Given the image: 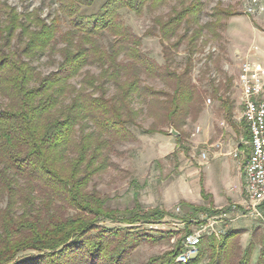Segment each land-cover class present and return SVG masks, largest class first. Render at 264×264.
<instances>
[{"label": "trees", "instance_id": "16d2710c", "mask_svg": "<svg viewBox=\"0 0 264 264\" xmlns=\"http://www.w3.org/2000/svg\"><path fill=\"white\" fill-rule=\"evenodd\" d=\"M170 1L105 0L94 10L96 0H58V12L47 20L38 8L19 12L0 0V264H131L139 247L172 238L170 249L141 264H181L176 259L190 229L151 232L143 227L164 211H145L137 199L132 209H113L89 188L116 167V145L137 139L131 129L138 126L135 99L154 120L146 133L166 134L168 126L179 132L178 141L188 118L196 120L202 110L204 92L192 81V57L201 51L204 31L220 39L236 13L217 4L202 25L203 0H180L158 14ZM123 10L151 16L145 35L160 37L163 65L142 50L143 38L124 22ZM183 43L189 58L178 72L174 56ZM42 55L56 69L37 70L33 61ZM144 76L165 88L145 84ZM220 92L215 87L212 95L220 98ZM245 232L204 235L188 264H264L263 227L253 228L244 248ZM27 252L32 254L22 256Z\"/></svg>", "mask_w": 264, "mask_h": 264}, {"label": "rangeland", "instance_id": "374dc122", "mask_svg": "<svg viewBox=\"0 0 264 264\" xmlns=\"http://www.w3.org/2000/svg\"><path fill=\"white\" fill-rule=\"evenodd\" d=\"M104 1L96 0L94 10ZM203 2L202 25L212 19L211 14L217 4L230 6L236 14L225 21L220 39L213 38L205 30L199 40L201 51L192 57V81L204 92L198 118H188L180 141L177 140L180 134L174 135V129L168 126L164 127L168 131L166 134H148L145 130L154 120L148 115L143 101L135 99L134 107L139 111L138 126L131 129L137 139L116 145V150L111 153L116 167H110L106 173L95 177L89 188L98 189L107 206L113 209H132L137 199L145 211H164L162 219L143 227L151 232L156 233L157 229L195 231L211 222L214 223V231L207 235L220 237L230 229H244L246 232L241 236V244L245 248L253 228L261 225L264 229V209L262 205L261 217L245 214L246 207L251 204L246 191L250 144L249 131L242 118L238 74L243 59L264 66V0ZM8 3L19 12L38 8L47 20L58 12L59 7L58 0H8ZM179 4L180 0H171L158 14H166ZM122 17L143 38L142 50L163 65L165 57L160 37L145 35L152 25L151 16H137L123 10ZM66 25L64 22L63 27L66 28ZM188 58L189 51L183 43L175 53L173 68L183 71ZM56 60H60L59 55ZM33 65L37 70L48 73L56 69L57 64H52L47 55H42L33 61ZM87 69L96 74L99 72L97 67ZM80 80L75 79L74 83ZM144 81L155 89L165 88L157 78L144 76ZM215 87H221L220 98L212 95ZM113 93L114 87L110 86L109 95ZM209 99L211 102H208ZM229 104H232V112ZM102 224L114 226L117 223L105 221ZM174 242L172 238L170 242L139 247L132 256L131 264H141L151 256L165 252ZM258 251L259 247L254 259ZM29 254L32 253L22 256Z\"/></svg>", "mask_w": 264, "mask_h": 264}, {"label": "built area", "instance_id": "2783aa9c", "mask_svg": "<svg viewBox=\"0 0 264 264\" xmlns=\"http://www.w3.org/2000/svg\"><path fill=\"white\" fill-rule=\"evenodd\" d=\"M238 84L243 105L242 118L250 135L246 191L251 204L246 207L245 214L261 217L260 207L264 204V66L256 61L242 60ZM199 130L200 128L197 129ZM203 156L206 157L205 154ZM211 231H214V223L210 222L207 226L185 234L183 249L176 261L181 264L190 263L199 253L202 237Z\"/></svg>", "mask_w": 264, "mask_h": 264}, {"label": "water", "instance_id": "95a60500", "mask_svg": "<svg viewBox=\"0 0 264 264\" xmlns=\"http://www.w3.org/2000/svg\"><path fill=\"white\" fill-rule=\"evenodd\" d=\"M172 133L174 134V135H178L179 133L177 132V131H175V130H172Z\"/></svg>", "mask_w": 264, "mask_h": 264}, {"label": "crops", "instance_id": "0c3cea01", "mask_svg": "<svg viewBox=\"0 0 264 264\" xmlns=\"http://www.w3.org/2000/svg\"><path fill=\"white\" fill-rule=\"evenodd\" d=\"M243 60H245V59H243Z\"/></svg>", "mask_w": 264, "mask_h": 264}]
</instances>
